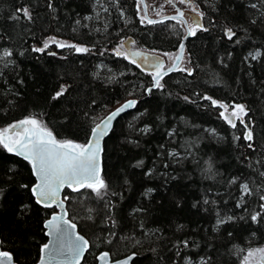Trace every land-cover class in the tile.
Wrapping results in <instances>:
<instances>
[{"label": "trees", "instance_id": "1", "mask_svg": "<svg viewBox=\"0 0 264 264\" xmlns=\"http://www.w3.org/2000/svg\"><path fill=\"white\" fill-rule=\"evenodd\" d=\"M48 2L0 0V52L13 53L5 58L11 61L6 67L0 63V128L31 116L58 140L84 144L109 111L138 100L104 140L103 199L88 189L63 192L70 198L65 200L69 219L89 242L80 264H96L103 251L112 259L136 253L131 264H244L250 250L264 248V218L250 219L260 210L258 195L246 197L247 212L236 207L240 183L248 181L255 191L264 182L258 175L264 171V0H194L208 31L185 41L181 67L192 68L193 75L173 71L161 80L163 88L149 95L151 74L113 49L131 38L132 49L176 53L185 35L180 23H141L137 0H51V9ZM160 5L165 0L153 6L159 15L152 17L170 13ZM23 6L32 20L12 19ZM226 28L236 32L232 40L225 37ZM49 37L90 51L54 44L44 53L32 51ZM256 51L261 55L253 60L249 53ZM61 86L67 91L53 100ZM203 96L229 109L244 105V123L237 120L231 127L220 117L223 109ZM145 126L146 133L140 131ZM248 130L251 142L243 138ZM173 151L176 157L169 155ZM138 161L143 164L136 166ZM208 162L218 173L212 179L204 171ZM233 177L239 179L230 185ZM33 183L29 163L0 147V249L16 264L38 261L46 241L43 223L52 213L34 202ZM229 216L235 219L216 227L218 218ZM185 240L188 247L179 243Z\"/></svg>", "mask_w": 264, "mask_h": 264}, {"label": "snow or ice", "instance_id": "2", "mask_svg": "<svg viewBox=\"0 0 264 264\" xmlns=\"http://www.w3.org/2000/svg\"><path fill=\"white\" fill-rule=\"evenodd\" d=\"M187 5L190 10L195 14L189 20L184 18V12L177 9L175 16L165 17V19L176 20L180 23L186 32L187 36H195L198 31H208L201 23L200 19L203 17V13L199 11L198 6H194V0H165L166 4L175 5V3ZM141 5L144 6V14L141 16V23L145 21L148 24H154L158 21L147 18V8L149 5L144 4V0H137V11H141ZM252 9H257L256 3L249 5ZM48 7H53L51 0L48 2ZM164 5H160L162 9ZM15 15L11 17L14 20H19L21 15L24 19L31 21L32 13L27 6L18 7ZM107 11V9H105ZM156 14L159 15V10H156ZM251 23H256V20H252ZM224 35L228 40H232L236 36V32L232 28H226ZM236 40V43H239ZM128 43L135 44V41L129 40ZM51 44H54L57 48H72L76 53H87L90 51L89 48L84 46H78L66 42L57 41L55 37H49L43 42L41 47H33L32 51L36 53H44ZM125 47V41H121L117 48L113 49V52L117 56H122L124 59L129 60L130 63L141 67L137 60L131 59L126 52L121 51ZM184 43L181 41L177 53L170 54L164 53L172 60L171 66H166L164 61L156 56L145 55L142 52H133L132 56L141 57L144 64L152 68V88L162 89L163 85L161 80L165 75L173 71L185 72L188 76L193 75V69L189 67H181L180 64L184 60ZM102 54V53H101ZM13 53L4 49L0 52V63H4L6 67L11 61L5 62V58L11 57ZM48 55L55 56V52H49ZM261 53L256 51L255 54L249 53V56L253 60L257 59ZM152 88L146 89L147 92H151ZM67 91L66 86H61L60 91H57L52 99L56 100L62 97ZM131 95V93H129ZM184 99H189L185 97ZM202 99L209 100L213 107L223 109L220 112V117L223 118L231 127H236V121L239 120L241 124L244 123L243 116L247 115V110L242 104H234L229 106L212 99L209 96H203ZM95 103V102H93ZM138 101L135 99L126 100L120 107L111 111L105 116L99 123H96L91 128V138L88 139L87 143L80 144L72 140H58L53 132L46 127L41 120L35 117H26L18 122H15L8 127L0 129V147L6 150L7 153L14 154L22 157L31 165L32 175L37 178V182L32 185L31 192L36 197V203L42 204L45 208L52 207L54 204H58L61 208L64 207V200L70 199L68 196L60 198V192L62 189L67 187L73 192H80L82 189H88L91 193L97 197L103 199L107 193L108 185L101 177L100 168V153L102 152L100 141L103 137L107 136L112 126V122L120 116L122 113L127 112L130 109H134L137 106ZM138 115H143L139 113ZM135 119V117H134ZM131 126V125H130ZM150 129L145 126L140 129L142 132H148ZM214 132V130H212ZM169 135H173L170 132ZM246 141L251 142L253 140V133L248 130L244 133L243 137ZM163 147V145L161 146ZM248 147L253 148L252 143L248 144ZM170 156L176 157L178 153L170 152ZM143 161H138L136 166L142 165ZM167 167V165H165ZM205 173L208 174L207 178H214L218 173L212 172L211 163L208 162V167L204 169ZM151 174V170L149 173ZM258 175L264 178V171H258ZM238 177H233L228 183L236 184ZM27 188L28 185H22ZM264 182L255 186V191L248 181L239 184V198L237 199L236 207L244 208L247 212V200L246 197H252L258 195L260 201L259 211L253 210L250 219L253 223H258L260 219L264 218ZM152 189H148L145 195L151 193ZM205 204L210 203L206 198ZM211 203H215L212 201ZM139 211V209L137 210ZM65 216L67 213L65 212ZM219 216V214H217ZM235 217L229 216L227 220L218 218L216 221V227L221 224L231 221ZM244 219V217H241ZM114 223V221H113ZM45 227L49 229L48 235L54 237L55 246L50 247L49 243L44 244L41 249V256L39 264H46L47 260H55L57 257L63 258L67 261V264H80L81 258L84 256L86 249L88 248V241L83 236L76 234V225L70 223L64 219V216L53 215L51 219L45 222ZM143 228V225H141ZM68 229L72 231L69 232ZM148 234V233H146ZM231 235V233H229ZM139 243V242H138ZM184 247H188V241H181ZM154 251V250H153ZM256 253H260L264 257V248H257L250 250L248 255L244 258V264H248L249 257H253ZM136 253H132L127 256L124 260L113 261V264H129L135 257ZM179 255V253H177ZM109 253L105 252L99 257L100 260L104 261L108 258ZM210 259V258H209ZM7 260L8 264H11L12 257L8 252H0V264H5ZM203 260V258H202ZM187 264V261H186ZM203 264H209V261H203Z\"/></svg>", "mask_w": 264, "mask_h": 264}, {"label": "water", "instance_id": "3", "mask_svg": "<svg viewBox=\"0 0 264 264\" xmlns=\"http://www.w3.org/2000/svg\"><path fill=\"white\" fill-rule=\"evenodd\" d=\"M144 4H146V2H145V0H144ZM143 8H144V6L143 5H141V9H142V13L144 14V10H143ZM180 11H182L181 9H179ZM176 11H177V9H176ZM176 11L174 12V13H171V14H166V15H162V16H159V17H155V18H152V17H150L149 15H148V12H147V18L148 19H152V20H155V21H158V22H160V21H167V20H169V19H165V17H169V16H175L176 15ZM195 14L194 13H190V14H188V17H189V19L191 18V17H193ZM184 18L187 20V18L184 16ZM200 19V23H201V18H199ZM190 22H191V20H190ZM202 24V23H201ZM190 36H187L186 35V32H185V35L183 36V38H182V41H183V43H184V46H185V41L187 40V38H189ZM129 40H131V38H127L126 40H125V52L128 54V56L131 58V59H135V60H137V63H140L141 64V67H139V69L141 70V71H143V72H146V73H152V71H153V69L152 68H150V67H148V65L147 64H144L143 63V60H142V58L141 57H134V56H132V53L133 52H137V51H139V52H142V53H144L145 55H149V56H156V57H158L159 59H161V60H163L164 61V59H163V57L160 55V54H157V53H154V52H150V51H145V50H140V49H132L131 47H130V43H128V41ZM179 49V48H178ZM177 52H178V50H177ZM176 52V53H177ZM183 55H185V49H184V53H183ZM183 62V61H182ZM182 62H181V64H182ZM171 64H172V62H171ZM171 64L169 65V66H171ZM181 64H180V66H181ZM171 73V72H170ZM169 74V73H168ZM166 76V75H165ZM149 88H152V86H150ZM148 89V88H147ZM153 89H155V88H152V90ZM146 94L147 95H149L150 93L149 92H147L146 91ZM132 99H135V98H132ZM127 100H130V99H127ZM135 100H137V99H135ZM126 101V100H125ZM125 101H123L121 104H123ZM138 101V100H137ZM121 104H119L118 106H116L113 110H115L116 108H118V107H120V105ZM113 110H111V111H113ZM133 109H130V110H128L127 112H129V111H132ZM110 111V112H111ZM109 112V113H110ZM108 113V114H109ZM126 113V112H125ZM107 114V115H108ZM124 113H122L121 115H123ZM107 115H105V116H107ZM120 115V116H121ZM104 116V117H105ZM120 116H118L117 118H119ZM103 117V118H104ZM102 118V119H103ZM116 118V119H117ZM101 119V120H102ZM116 119L112 122V126H111V128H110V130H109V133H110V131L112 130V128H113V125H114V122L116 121ZM100 122V121H99ZM98 122V123H99ZM95 126V125H94ZM93 126V127H94ZM108 133V134H109ZM108 136V135H107ZM107 136H105V137H103L102 139H101V141H100V144H101V148H102V150H103V143H104V140H105V138L107 137ZM91 138V132H90V135H89V138L88 139H90ZM88 141V140H87ZM87 143V142H86ZM85 144V143H84ZM14 155V154H13ZM101 155H102V152L100 153V168H101V176H102V160H101ZM14 156H16V155H14ZM16 157H18V158H20V159H22V160H24L22 157H20V156H16ZM24 161H26V160H24ZM27 162V161H26ZM28 163V162H27ZM29 166H30V169H31V165L29 164ZM31 172H32V170H31ZM33 178H34V183L32 184V185H34L36 182H37V178L35 177V176H33ZM32 187V186H31ZM31 187H30V193H31V195H32V192H31ZM64 190H69L70 192H73V191H71V189H68L67 187H65L64 189H62L61 190V192H60V198L61 199H63V192H64ZM32 197H33V199H34V202L36 203V197H34L33 195H32ZM64 203V207L63 208H61L58 204H54L52 207H49V208H47V209H53V212L49 215V217L44 221V223H43V227H44V229H45V236H46V242L44 243V244H46V243H49L50 244V247H54L55 246V240H54V237L53 236H51V235H48L47 233L49 232V229L48 228H46L45 227V222L47 221V220H49V219H51V217L53 216V215H57V216H64V219H66V220H68L70 223H72V224H75L73 221H71L70 219H69V217H68V214L65 216L64 214H65V212L67 213V211H66V203H65V201L63 202ZM37 204V203H36ZM39 206H42V207H44L42 204H38ZM45 208V207H44ZM76 225V224H75ZM68 231L69 232H71L72 230L71 229H68ZM75 233L76 234H79V235H81V236H83L82 234H80V232H78V229H77V226H76V229H75ZM84 237V236H83ZM84 239H86L85 237H84ZM43 244V245H44ZM42 245V246H43ZM41 246V247H42ZM41 249V248H40ZM88 250V248L86 249V251ZM86 251H85V253H86ZM0 252H7V251H4V250H1L0 249ZM106 251H103V252H100L97 256H96V264H113V261H117V260H124L127 256H129V255H131V254H128V255H126V256H123V257H121V258H118V259H112L110 256H108V258L106 259V260H104V261H102V260H100L99 259V257L101 256V254H103V253H105ZM9 253V252H8ZM85 253H84V255H85ZM10 254V253H9ZM11 255V254H10ZM40 256H41V252H40V254H39V258H38V261L35 263V264H39V261H40ZM11 257H12V255H11ZM83 258V257H82ZM82 258H81V261H82ZM81 261H80V263H81ZM132 263V261H130L129 262V264H131ZM259 263L260 264H264V257H262L261 255L259 256ZM5 264H8V262H7V260H5ZM11 264H16L15 262H14V260H13V257H12V260H11ZM46 264H67V261H65L63 258H61V257H57L55 260H47L46 259Z\"/></svg>", "mask_w": 264, "mask_h": 264}, {"label": "rangeland", "instance_id": "4", "mask_svg": "<svg viewBox=\"0 0 264 264\" xmlns=\"http://www.w3.org/2000/svg\"><path fill=\"white\" fill-rule=\"evenodd\" d=\"M160 1H163V0H145V2H146V5H149V7L147 8V10H148V15L149 16H155V15H157L156 14V12L155 13H153V6L154 5H156V3H158V4H160ZM179 7L180 8H182L184 11H186L187 13H192V11L190 10V7L189 6H187V5H179ZM164 9H165V11L167 10V9H170V12H175V10L173 9V7H170L168 4H166V5H164V7H163ZM140 14H141V16H142V10L140 11ZM170 54H174V53H170ZM162 56H163V58H164V60H165V65L166 66H168V65H170L171 64V62H172V60L170 59V57L169 56H167V55H163L162 54ZM230 111H231V109H229ZM110 112V111H109ZM108 112V113H109ZM107 113V114H108ZM106 114V115H107ZM25 119V118H24ZM22 120V119H21ZM40 120V119H39ZM18 121H20V120H18ZM18 121H15V122H18ZM15 122H12L11 124H13V123H15ZM11 124H8V125H6V126H4V127H1L0 129H3V128H5V127H8L9 125H11ZM254 249H257V248H254ZM253 250V249H252ZM248 255V254H247ZM246 255V256H247ZM261 254L260 253H256L253 257H249V261H248V264H258V262H259V256H260Z\"/></svg>", "mask_w": 264, "mask_h": 264}]
</instances>
